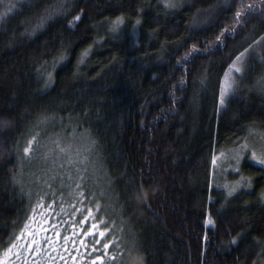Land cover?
Listing matches in <instances>:
<instances>
[{"label": "trees", "instance_id": "obj_1", "mask_svg": "<svg viewBox=\"0 0 264 264\" xmlns=\"http://www.w3.org/2000/svg\"><path fill=\"white\" fill-rule=\"evenodd\" d=\"M15 5L0 264H264V166L241 155L264 131V0Z\"/></svg>", "mask_w": 264, "mask_h": 264}, {"label": "snow or ice", "instance_id": "obj_2", "mask_svg": "<svg viewBox=\"0 0 264 264\" xmlns=\"http://www.w3.org/2000/svg\"><path fill=\"white\" fill-rule=\"evenodd\" d=\"M167 6L168 7H174L175 5L168 4ZM14 7H17V5H15V4H9V5H7L5 7V11L4 12H0V19H3L6 16L7 12L11 11L12 8H14ZM62 10H63V4H62V2L59 3V4H55V5L49 6L45 10V14L40 18V23L42 24L45 20L51 18L52 16H55V15L59 14ZM235 15L237 17H239L240 12H237ZM75 19H79V17H75ZM37 26H39V25H37ZM217 39H219V38H217ZM232 67L235 69V71L237 73L242 74L243 70L241 68L237 67L236 65H233ZM234 83L236 84V87L237 88L239 87V83L236 82L235 81V78L233 77V78L230 79V82L228 84V89H230L232 91H235V89L232 88V84H234ZM221 103H224V95H223V93L221 94ZM7 123H8V121H6V120H0V127L6 126ZM245 147H247V145H245ZM249 150L251 151V149H249ZM28 151H29V149L28 148H25V152H28ZM252 158L256 159L260 164L264 165V159H261L260 156H257L255 151H252ZM89 216H91V212H89ZM84 219H85V221H87L89 219V217H85ZM95 229H96V224H92L91 225V230H95ZM99 235L100 236H103L104 235V232L101 231L99 233ZM65 239H67V237H65ZM236 240H237V237L236 236H233L232 237V242L234 243V242H236ZM109 243H111V241H109ZM107 246L108 245H105L106 248H107ZM33 254H35V253H33ZM97 259H102V258L101 257H98Z\"/></svg>", "mask_w": 264, "mask_h": 264}, {"label": "rangeland", "instance_id": "obj_3", "mask_svg": "<svg viewBox=\"0 0 264 264\" xmlns=\"http://www.w3.org/2000/svg\"><path fill=\"white\" fill-rule=\"evenodd\" d=\"M20 1H23V0H17L16 3ZM4 2H5L4 0H0V12L5 11L4 6H7V5H5ZM230 70H233L232 72L236 73L234 68H231ZM230 79L231 77L229 78V80ZM222 85H223V82H222ZM245 145H247V147H245ZM249 149H251V151ZM252 151H255L257 156H260L261 159H264V131L260 130L259 133L254 132V134H252L251 136H248V138L243 142L242 149H241V155L248 156L251 161L256 160L252 158ZM259 165H262V164H259ZM83 224H84V221L82 222L81 227H83Z\"/></svg>", "mask_w": 264, "mask_h": 264}]
</instances>
